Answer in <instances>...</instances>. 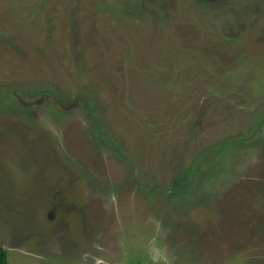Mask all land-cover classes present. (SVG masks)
<instances>
[{
	"label": "rangeland",
	"instance_id": "374dc122",
	"mask_svg": "<svg viewBox=\"0 0 264 264\" xmlns=\"http://www.w3.org/2000/svg\"><path fill=\"white\" fill-rule=\"evenodd\" d=\"M249 219L264 224V0H0L9 264H168L153 241L229 251Z\"/></svg>",
	"mask_w": 264,
	"mask_h": 264
},
{
	"label": "crops",
	"instance_id": "0c3cea01",
	"mask_svg": "<svg viewBox=\"0 0 264 264\" xmlns=\"http://www.w3.org/2000/svg\"><path fill=\"white\" fill-rule=\"evenodd\" d=\"M236 227L238 228V225ZM249 230H253L254 233L250 234ZM238 233L247 236H234V239L229 237L227 238L230 242L229 251L219 249L215 252L206 242L210 237L202 235L203 232L194 237L187 236L186 239L179 237L177 240L179 248L171 257L162 254V250L156 247L158 243L153 246V241L151 245L153 255L155 254L153 258L156 262L161 260L168 264H228V261L230 264H264V224L258 225L253 219H249L243 228H238Z\"/></svg>",
	"mask_w": 264,
	"mask_h": 264
},
{
	"label": "trees",
	"instance_id": "16d2710c",
	"mask_svg": "<svg viewBox=\"0 0 264 264\" xmlns=\"http://www.w3.org/2000/svg\"><path fill=\"white\" fill-rule=\"evenodd\" d=\"M0 264H7V255L2 248H0Z\"/></svg>",
	"mask_w": 264,
	"mask_h": 264
}]
</instances>
